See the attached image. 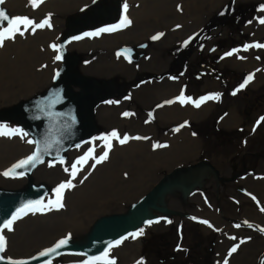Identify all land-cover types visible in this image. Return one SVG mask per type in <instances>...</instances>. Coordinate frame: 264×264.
<instances>
[{"label":"rangeland","instance_id":"1","mask_svg":"<svg viewBox=\"0 0 264 264\" xmlns=\"http://www.w3.org/2000/svg\"><path fill=\"white\" fill-rule=\"evenodd\" d=\"M48 1L42 0V2H38L41 6L37 4L36 7H33L29 0H22L19 4H13L16 9L13 8L11 18L26 17L36 23L42 22L44 19L49 20L50 16L53 17V10L56 6L51 4L54 1H51L48 5ZM134 2L142 7L144 0H134ZM157 2L158 0H151L148 1L147 5H154ZM229 3L226 0H168L167 5L169 7L175 6V12H173V9L169 10L166 15L167 18L163 19L162 22L155 19L158 18V14L155 18L150 15L151 18H146L145 21L144 19H140L139 22L133 20L130 36L143 37V34L148 32L149 40L160 33H163V35L159 39L153 40L151 44L147 40L144 43H138L136 48L125 46L126 50L132 51V54H134L133 51L140 52L146 55L148 60H152L153 64H156L155 60H158V58L164 59L165 52L166 54L171 53L174 57L179 49L195 39L193 48L204 53V55L201 56L200 60L196 58L188 63L189 67L185 79L182 76L176 77L180 85L174 80H168L160 90L153 89L156 92L152 93L151 104L146 105L144 100L139 101L137 95H133L129 90L123 92L122 95L125 98L124 105L122 104L123 108L117 106L110 110L107 122L101 121L97 126V139L94 136L88 141L90 143L95 139L93 143L91 142V145L84 146L85 148L81 147L76 154H68L65 159L59 161L61 164H54V167L52 166L54 168L53 172H55L54 180L50 183L47 182L46 178L37 179L36 176L38 175L35 176L36 181L44 180V183L46 182L50 186V194L37 207L19 214L12 223L10 230L8 228L4 230L5 255L9 257L29 255L59 240L61 234L69 230H71L70 234L63 239L82 240L92 227L95 219H97L96 213L103 209L107 210L108 208H105V206L116 203V200L122 199L124 195L133 192L147 178L162 172L163 168L149 157H156L157 161H166L167 156L173 155L169 153L173 152L177 144L185 145L187 142H191L192 139L195 140V147H197L194 152L195 156L197 155L196 160L199 159L200 162L205 163L201 167L187 170L193 175V177H190L192 180L188 181L185 178L183 182H177L173 189H176V192H180L179 195L184 197L188 190L199 186L201 187V202L196 204L195 210H192L189 215L180 213L176 214L179 216L178 218H174L175 214H172L168 222V228L165 227L162 231L145 230L144 226H141L138 232L143 229V233L134 237L139 242L137 256L139 264H170L171 262H174V264H225L223 260L215 261L214 259L217 229L211 236H208V234L206 237L203 236L200 229V226L205 224L211 225L210 221L213 219L208 211L211 213L216 212L222 218L229 220V223H237L241 229L238 236H227L229 243L225 245L227 252L224 257L226 260L233 253L243 254L247 244L255 243L257 247L259 246L255 240L261 235L264 236V222L247 220L249 218L244 219L243 216L238 217L237 214L239 209L249 205L264 217V201L258 197L254 190L249 188L248 183L249 179L255 176H259L257 179L264 181V121L260 123L261 125L259 124L260 126L250 127L251 122L259 120L258 116L261 111H264V107L261 111L256 110L248 101L254 94L258 97V102L264 100V79L260 78V81L256 84H253L254 80L251 79L244 87H241L251 75V71H262L264 73L262 70L264 69V47H255V45H264V33H252L245 30L246 24L256 19L257 12L264 8V0H245L237 4L235 0H232L230 11L226 12ZM10 4L12 3L7 5L9 9ZM123 4L125 6L126 2ZM165 5L166 3H163L161 6ZM201 6H203L201 14L204 11L206 16L210 15V18L213 19L211 22L204 24L201 22L202 20L197 21ZM85 10L82 9L78 13L81 14ZM75 15L69 14L64 17V21H62L64 27L61 33L56 27L49 29V26L46 25L33 31V26H27L26 28L25 25L21 24L19 29L20 32H23L22 35L20 32L5 34L2 42H0V103L14 91L26 85V88H28L33 79L35 80L46 74V70L56 53L55 46L57 43H52L51 35L60 33L58 38L60 50L58 52L62 53L61 48L64 50L65 45L61 44V40L68 28L67 19L74 18ZM225 15L226 23L220 26L221 30L219 32L210 33L209 30L215 29V27L207 32V28L211 23L219 21ZM125 16L128 15L126 10H123L115 18ZM52 17H50L49 23L54 26L55 22L52 21ZM7 26L8 23L1 26L0 32H3ZM223 27H226V29ZM108 32L114 33L101 34L100 36L104 37L100 40L96 39L98 35H90L93 36L94 40L89 45L105 46L117 40V36H128L126 31L124 33L119 30L118 32ZM206 33L207 38H205ZM177 35H182L184 38L174 45L176 51H173L174 47L166 51L167 43L163 42L172 40ZM87 40L92 42L90 39ZM103 40L106 42L101 44ZM210 40L211 45L204 46V43ZM186 41L187 43H185ZM246 45L247 48H245ZM125 47L119 49L123 56L131 61L135 60L128 55L126 50H122ZM246 50H249V52H246V54L241 53ZM235 51L238 53L232 55ZM227 53L232 54L227 55ZM59 56L61 57L60 54ZM79 56V62L84 63L85 53L83 52ZM224 59L229 64L235 62L241 65L249 60L253 61L254 65H258L257 68L250 69L247 66L234 68L230 65H224L221 67L219 63ZM171 62L168 66L162 65L161 68L163 69L160 68L159 70L156 69L155 65L144 68L148 70H144L143 73L149 76L142 80L160 83L162 77H170ZM139 74L136 71V74H132L128 80H125L124 76H129V73L119 74L118 77L122 78L121 82L117 80L114 83L122 85L124 82H133ZM204 77L209 78L207 86H204ZM136 87H138L137 84ZM142 93L145 98L146 95L150 96L148 91H142ZM261 95L262 97L259 98ZM204 97H209V99L202 100ZM197 101H202L199 107L196 106ZM205 106L208 110L204 113V116L199 115L198 113L201 110L205 111L207 109ZM234 106L238 111L239 120L232 128L226 127L222 124V120L227 117L230 108ZM5 109L9 108L0 105V111ZM248 112L250 117L247 118ZM124 113L129 115L126 116ZM4 119L0 115V125L7 126L4 131L18 129L19 133L16 135H0V143L3 144L5 140L13 139V142L19 141V150L21 145L26 148L25 140L27 136L30 138L29 135H25V132L21 133L20 128L12 123H7L8 121ZM241 123L245 125V128L238 129ZM19 126L25 131L22 125ZM113 131L117 133V137L111 135ZM125 135L129 139L121 144L119 140ZM189 136L191 137L189 138ZM136 137L140 138L136 139ZM88 142L85 144H88ZM29 145L32 144L29 143ZM156 150H161V152L153 154ZM104 152L108 153L107 158L97 164L96 160ZM212 156L216 159L218 157L226 159L232 173L241 171L246 166L249 167L246 170V176L239 177L241 183H235V180L228 179L229 176L226 173L220 174L214 167L207 166L206 164ZM242 161L244 163H241ZM197 163L198 161L188 165L191 167ZM73 164H76L75 169L72 168ZM73 173H75L74 178ZM205 174L211 177V183L209 187L204 186L203 188L200 178ZM9 176L14 178L13 181L5 183L6 181L2 179L6 176L0 174V187L6 185L4 188L11 187L15 189L16 187H23L26 183V179L23 177L14 176L12 173ZM39 176L45 177L44 174ZM70 179L74 187L62 190V198H58L56 189L61 183ZM218 182L219 186L217 185ZM119 183H124L126 187L120 190ZM237 186L239 189H237ZM121 191H123L122 198H120ZM243 198L248 199L247 202ZM49 201H52V203L50 204ZM59 204H62L63 207H60ZM117 208L121 213H124L127 211L128 206L122 204ZM258 214L256 215L258 216ZM36 215L44 216L45 219L43 220L45 221L50 220L55 215L56 218L63 220L61 222L63 227H52L53 230L43 239L30 241V237L33 234H39L40 231L26 230L27 227L25 226L30 225L32 221L27 223L25 220ZM68 216L74 218L80 224H84V228L89 224L87 230L85 231L84 228L83 230H75V224H72V229L68 228L63 232L66 224L65 218ZM90 221L92 222L90 223ZM205 221L207 223H204ZM242 223H245V225H242ZM17 237L20 240H17ZM13 240L15 243H12ZM172 240L175 241L172 242ZM176 242L183 249H186L187 257L185 252L177 249ZM233 247H236L235 252H231ZM248 254L252 255L253 258V262L250 264H264V245L258 247L256 252L254 250L248 251ZM227 255L228 257H226ZM83 259H68L64 256L52 261L50 264L91 263L84 259L87 261L85 262ZM92 263L95 264L96 261ZM242 263L246 264V261Z\"/></svg>","mask_w":264,"mask_h":264},{"label":"bare ground","instance_id":"2","mask_svg":"<svg viewBox=\"0 0 264 264\" xmlns=\"http://www.w3.org/2000/svg\"><path fill=\"white\" fill-rule=\"evenodd\" d=\"M20 1H22V0H5L4 3L2 4V6H4L6 8V10L8 11V13L11 16L12 11L14 9H16V8H14L13 4H17V3L19 4ZM51 1H54V2H51ZM97 1L98 0H49L47 2V4L49 5V3L51 2V4H53L56 7L53 10V17L50 16V17H52V21L55 22V25L50 26L48 28L52 29V27H56L59 29V31L61 33L63 31L62 29H63L64 23L62 24V21H64V17H66L69 14H77L82 9L88 10L95 2L97 3ZM148 1H151V0H144L143 5L141 7L140 4H137L136 2H134V0H121V4H123L124 2H126V4H127L126 13L128 15L127 19L131 21L130 24L133 23V20H134V22H139L140 19H144V21H145L146 18L149 19V18H151V16L155 18V16L157 14H158V18H155V19H158L160 22H162L163 19L167 18L166 15H167V12L169 10L173 9V12H175V6L169 7V5H167L168 0H158V2L156 4L150 5V6L147 5ZM226 1L230 2L226 7V12H228V11H230L232 0H226ZM240 1H245V0H235V3L237 4ZM9 3H12L9 6L10 9L7 7V5ZM163 3H166V5L161 6ZM22 4H20V5H22ZM11 6H13V7H11ZM202 7L203 6H201L199 8L200 16L197 18V21L202 20L201 22L204 24H206L207 22H211L213 19H212V17L210 18V15L206 16L204 14V11L201 14ZM256 15H257L256 19H254L253 21L246 24L245 30L251 31L252 33L263 34L264 33V23H261L260 21L262 19H264V8L259 10ZM50 17H49V21H50ZM225 17H226V15L223 16L219 20V22H217V26L215 27V29L209 30L207 28V32H208V30L212 34L219 32L221 30L220 26H223L226 23ZM5 24L6 23H4L2 26H4ZM130 24H127L126 26L119 24L115 30L116 32H118V30H119L122 33H124V31H126L128 33L127 37H124L123 35L121 37L117 36V40H114V41L106 44L105 46L89 45V44L93 43V40H94L93 36H88V37L83 36L80 39H72V40H68L67 42H65L63 44V45H65L64 50L61 48V51H62V53L65 54L67 61H72L73 59L75 60L76 58L79 57L78 60L76 61L77 62L76 64L78 65L77 66V70H78L77 75L78 76L91 78V79L97 80V82H99V81H112L114 83L117 80L119 82H121L122 78L118 77L119 74L125 75V74L129 73L130 74L129 76H124V79L128 80L129 77L132 76V74H134V73L136 74L135 70L137 68L143 69V70H148V69H144V68H146L150 65H155L156 69L159 70L162 67V65L168 66L169 62H171V61H172L171 66H174L176 64V61H177L176 58L173 57V55L171 53L166 54V52H165V56L163 57L164 59L158 58V60H155L156 64L155 63L153 64L152 60L151 61L148 60L146 58V55H144V54H141L137 60H132V61L129 60L128 58L124 57L123 54L119 50L120 48L125 47V46H132V47L136 48L138 43H144L150 37V36H148V32H145L143 34V37L130 36V33L132 32L131 28L133 27V24H132V26L130 28H128L130 26ZM223 28L226 29V27H223ZM107 32H106V34H113L114 33V32H108V33ZM48 33L51 34L50 32H48ZM60 33H56V34L51 35V38L53 40L52 43L53 44L57 43V45L55 46L56 53H55L54 59L50 63L49 68L46 70V74L41 75L39 78H37L35 80L33 79L32 82H30L28 88H26V86H27L26 85L23 88H21L17 91H14L10 96H7L6 98H4L1 101L0 105L7 106V108H11L14 105L19 106V105H22L23 102L30 101L31 99L35 98L36 96H38L40 94L42 95L45 92L48 94V91H52L55 89V87L59 86L60 81L64 76V75L62 76L63 60L62 59L61 60L55 59V57L57 55L61 54V52L60 53L58 52L60 50V48L58 47V41H59L58 38H59ZM101 34H104V33H99L98 36L96 37V39L100 40L102 37H104V36H100ZM207 37H208V35L206 33L205 38H207ZM118 38H121V39H118ZM183 38L184 37L182 35H179V36L177 35V36H174L172 40H167V41L163 42V43H167V45H166L167 47H165L167 50L166 49L165 50L168 51V49H172L174 47V45L177 44L178 42H180L181 40H183ZM87 39H90L92 42H90ZM62 41H63V38H62L61 42ZM152 41H153V39L150 38L148 40L149 44H151ZM105 42L106 41L103 40L101 44H104ZM210 42H211V40L205 42L204 46L208 47L209 45H211ZM194 44H195V39H193L190 42H188L187 44H185L177 52V54L184 51L183 54L181 55L182 58L183 57L190 58L191 61H194L196 58L200 60L201 56H203L204 53L198 52L195 48H193ZM188 45H192V46H190L188 48ZM162 46L164 47L165 45L163 44ZM122 50L123 51L126 50V47L123 48ZM83 52L85 53V56H84L85 62L81 63V62H79V60H80L79 55ZM246 52H249V50L243 51L241 53L246 54ZM236 53H238V52L235 51L232 55H234ZM42 57L44 59H46L44 56H42ZM151 57H152V55H151ZM219 65L221 67L224 65H230L234 68L235 67H241V66H243V67L247 66V68L250 69V68H255V67L257 68L258 64L254 65V62L249 61V60H247L246 63L241 64V65H238L235 62H232L231 64H229L227 62V60L224 59L219 63ZM161 69H163V68H161ZM262 70L264 71V69H262ZM248 71H250V70H248ZM251 76H252V79L254 80L253 84L258 83L260 81V78L264 79V73L262 71H258V72H252L251 71ZM162 78L163 79L161 80L160 83H156L153 81L136 82L138 87L130 85L131 90H129V91L131 93H133V95L136 94L139 101L144 100L146 105L151 104V101L153 99L152 93H155L156 91L160 90V88L163 87L168 80H174L178 85H180V82L176 79V77L164 76ZM203 81L205 84L204 86H207L209 83V78L204 77ZM107 83H110V82H107ZM150 83H152V84L149 85ZM72 88H73L72 91H74V89H75L76 91H74V92L77 93V88L74 86ZM153 89H155L156 91ZM142 91H148L150 93V96L148 97L146 95V98H145L143 96L144 92L142 93ZM124 101H125V98L122 95V93H113L111 96L102 97V99H100L98 101V102H102V103L94 106V112L95 113H94L93 120H94L95 125L98 126V124H100L101 121L107 122L109 115H110V110L112 108H116L117 106L122 109L123 108L122 104L124 105ZM205 108H207V106H205ZM6 110L7 109L1 110L0 112H4ZM207 110H208V108L205 111L201 110L198 114L201 116H204V113ZM201 116H199V117H201ZM4 120L8 121L7 123L14 124L17 128H20L21 133L25 132L22 129V127L19 126V125H21V123L17 122L16 119H15V121L10 120L8 118H5ZM238 120H239V114H238L237 109L234 106V107L230 108L227 117L222 120V124L226 127L232 128L238 122ZM166 122H169V121H166ZM185 130H187V129H185ZM96 136H98V134H96ZM190 137L191 136H189V138ZM28 139L29 138L27 136V139L25 140V142L27 144L26 148L23 147V145H21L20 150L18 149L19 148L18 147L19 141H17V140L14 142H13V139L12 140H5V142L3 144L0 143V174L2 176H5V175H3V173L5 171H7L8 169H10L14 164L18 163L19 161L23 160L25 157H27L28 155L31 154L32 147H31V145H29V143H27ZM95 139H97V137ZM95 139H93L91 142L93 143L95 141ZM17 142H18V144H17ZM91 142L90 143L88 142V144L81 145L80 147L72 150L69 153V155L78 153V150L81 147L83 148L84 146L85 147L89 146L92 144ZM196 148L197 147H195V140L192 139L191 142L189 141L185 145L177 144L176 147L173 149V152L169 153V154H173L174 156L173 155L167 156L168 159H166V161H157L156 157H149L150 159L155 160V162H157L159 164V166H161L163 168L161 170L162 172H158V173L154 174L153 176L147 178V180H145V182L143 184H140L130 194L124 195L123 198H122L123 191H121L120 192L121 193L120 198H122V199L116 200L115 201L116 203H114V204H111V205L108 204V206H105V208H108V209L107 210L103 209L102 211L96 213L97 214L96 216H98L97 218L104 216V214H107V213H111V214L112 213H121L120 210L117 208L119 205L121 206L122 204H127V206H128L130 203L137 201L141 196L150 192L157 184H159L160 181H162V178L165 177V175L172 173L175 169H179V168L185 169L182 173H180L182 176L174 178L176 180L175 181L176 183L177 182H183L185 178L188 179V181H191L192 178H190V177L191 176L193 177V175L190 174L186 169H188V167H190L188 164H194L197 161H198V163L195 165H192L191 167L192 168H198L200 166V161H199V159L196 160L197 155L195 156V154H194ZM159 152H161V150L160 151L156 150L153 152V154H158ZM54 164H61V163L59 161H57V162H45L43 164H40L39 166H36L32 171L33 182L36 184H39V185L40 184L46 185L49 188V194H50V186L46 182L44 183V180L36 181L35 176L38 175V176H36L37 179H39V178L45 179L46 178L47 182L50 183L51 181L54 180V175H55V172H53L54 171L53 170ZM201 164L204 165V163H201ZM208 164H206V165L210 166V167H214L220 174L226 173L228 175L230 172V166L228 165L226 159H220V157H218L216 159L214 156H212L208 160ZM41 174H44L45 177L39 176ZM8 177H10L12 179H9ZM258 177L259 176H255V177H252L249 179V181H248L249 188L254 190L255 193H257L258 197L264 201V181L262 179H257ZM23 178H25V177H23ZM13 179L14 178L12 176L8 175L5 178H3L2 180L6 181L5 183H7L10 181H13ZM200 180L202 182L203 188H204V186L209 187V185L211 183V177H209V176H207V174H205V175L201 176ZM163 182L168 183V180L164 179ZM119 184L121 186L120 190H123L126 187V185L124 183H119ZM171 185H174V184H171ZM171 185L167 186L165 189H167ZM4 186H6V185H4ZM7 188H11V187H7ZM18 188H22V187H18ZM164 190H163L164 193L162 192L163 194L168 192L170 189L167 191H164ZM162 193L158 196V198L162 196ZM179 193L180 192L177 193L174 191L172 193H167L166 195L163 196L162 205H163V207L167 208L171 213H167V214L165 213L164 214V215H166V216H164L165 220H163L160 218V214L155 211L152 214L153 215L152 223L151 224L148 223V224L144 225L145 230H147V229L152 230V231L155 230V232L162 231L165 227L168 228V225H169L168 222L170 221V216H172V214L173 215L175 214L173 216L174 218H178L179 216L176 214H180V213H186L187 215H189L192 210H195L196 204H199V202H201V200H200L201 187H199V186L194 187L192 190L191 189L188 190V193H186L184 197L179 195ZM243 199L246 202L248 200L246 198H243ZM240 200H242V198H240ZM208 213H210V216L213 219L212 221H210L211 225L205 224L203 226H200V229L202 230L204 237H206L208 234H209L208 236H211V234L213 232H216L215 229H217L218 233H217V238H216L215 244H214V259H215V261L223 260V263L227 262V264H243L242 263L243 261H246V264L252 263L253 258H252V255L248 254V251L250 252L251 250H254V252H256L258 247L263 246L264 245V236L261 235V237H259L257 240H255V242L257 241V244L259 245L258 247L256 246L255 243L247 244V245H245L243 254L237 255L236 253L235 254L233 253V255L228 260H226V258L224 257L226 255V252H227L225 249V245H226V243H229L227 236L228 235L238 236V232H240L241 229L239 227H237V225H238L237 223H234V222L229 223V220L222 218L216 212L211 213L210 211H208ZM255 213L258 214V212L253 210L248 205L247 207H245L243 209H239L237 216L238 217L243 216L244 219L249 218L247 220H251V221L252 220H259L260 222H262V221L264 222V217L261 214H258V216H259L258 217ZM157 214H158V218L155 219ZM43 219H45L44 216L36 215L33 217H28V219L25 220V222H27V223L32 221V223L30 225L25 226V227H27L26 230L40 231L39 234H36V235L33 234L30 237V241H34L36 239L37 240L43 239L44 236H46L50 231L53 230V229H51L52 227H55V226H58V228L63 227L61 224V222H63V220L60 218L59 219L56 218L55 215H53L50 220L45 221ZM65 219H66L65 220L66 224H65V227L63 228V232L65 230H68V228L72 229V226H71L72 224H75V227H74L75 230H78V229L83 230L84 224L83 225L80 224V222L75 221V219L70 217V216L66 217ZM73 221H75V222L73 223ZM91 222L92 221H90V223ZM23 224H26V223H23ZM242 225H245V223H242ZM88 226H89V224L87 225L86 228H84L85 231L87 230ZM26 230H24V231H26ZM70 232H71V230H69L66 233H62L60 239H63L65 236H68L70 234ZM137 232H138V230L136 231V233ZM146 233L148 234L147 231H146ZM57 236H56V238H57ZM17 240H20V238L17 237ZM174 241L172 240V242H174ZM213 241L214 240L212 238V242ZM12 243H15V241L13 240ZM175 244L177 245V249H179L181 252H185V256L187 257L186 249L185 248L183 249L177 242ZM206 244H207V241H206ZM138 245H139V242H138L137 238H134L133 236H129L127 239L122 240L120 244H118V245L114 244L112 247H110L107 251V256L104 255L98 261H96L95 264H139V260L137 258L138 249H139ZM241 246H243V245H241ZM42 248H40L36 251H39ZM36 251H34V252H36ZM65 257L68 259L73 258L76 260L83 258L82 256H77V255H69V256H65ZM226 257H228V255ZM85 262H87V261H85ZM90 264H93V263L91 262ZM170 264H174V262H171Z\"/></svg>","mask_w":264,"mask_h":264},{"label":"water","instance_id":"3","mask_svg":"<svg viewBox=\"0 0 264 264\" xmlns=\"http://www.w3.org/2000/svg\"><path fill=\"white\" fill-rule=\"evenodd\" d=\"M0 11H4L11 18L2 4H0ZM217 22L211 23L208 29L216 27ZM4 23L7 21H0V27ZM190 46L192 45H188V48ZM183 52L174 56L177 62L182 61ZM61 59L64 60L62 70V76H64L58 87L48 91V94L45 92L30 101L23 102L22 105H14L6 111L0 112L4 118L14 121L16 119L21 123L25 133L29 135L30 141L33 142L30 143L32 144L30 155L37 156L32 165L17 168L12 172L14 176L26 178V183L22 188L0 187V236L4 237L3 233L6 229L3 227V223L12 220L13 214L18 216L29 210L24 205L31 201L39 200L42 203L49 194V188L46 185L33 182V169L45 162H57L65 159L72 150L96 136L98 127L93 120L94 106L102 103L98 102L102 97L126 91L123 84L119 85L112 81L97 82L91 78L78 76L73 71L76 59L67 61L64 53H61ZM73 86L77 88V93L74 92L75 89L72 91ZM201 166L203 164H200L199 167ZM191 168L188 167L186 170ZM184 170L183 168L175 169L163 177L162 181L150 192L130 203L126 212L112 213L97 218L84 239L80 241L59 239L39 251L22 257H9L4 252H0V264H50L52 261L68 255L82 256L90 262L98 261L105 255V249H109V245L113 246L115 241H122L123 237L132 236L131 234L136 233L141 226L152 221V210L164 214L171 213L167 208L156 204L157 198L167 186L176 185L174 178L181 175L180 173ZM21 172L23 175H19ZM164 179H167L168 183H164ZM40 204L32 205L30 209ZM18 209L22 211L18 212ZM60 240H66L67 243L53 252H48V249L55 248ZM41 253H45V255H41Z\"/></svg>","mask_w":264,"mask_h":264},{"label":"flooded vegetation","instance_id":"4","mask_svg":"<svg viewBox=\"0 0 264 264\" xmlns=\"http://www.w3.org/2000/svg\"><path fill=\"white\" fill-rule=\"evenodd\" d=\"M125 10L124 8V4H121V0H98L97 3L95 2L88 10H85L83 13L79 14L77 13L75 15L74 18H68L67 19V30L66 33L63 37V41L61 42V44L63 45L65 42H67L68 40H72L74 37H83V36H90V35H85V33H97L99 32L100 29L102 28H111L112 26H118L119 24H121V20L122 18H115V16L120 12ZM74 15V14H73ZM64 27V25H63ZM92 29V31H91ZM75 31V32H74ZM107 31L104 32H99V33H106ZM180 50V49H179ZM178 50V51H179ZM128 55L130 57H133L135 60L138 59V57L141 55L140 52H136L133 51L134 54H132L131 50H126ZM176 51V47H174V50ZM177 51V52H178ZM177 52L175 54H177ZM79 58V57H78ZM78 58H76V61L78 60ZM190 58H184L182 59L181 62H177L174 66L171 67V69L169 70V73L171 74V76L173 77H178V76H182L184 79L186 78V73L188 71V63H190ZM77 63V62H76ZM77 64L75 65V67L73 68L76 73H78L77 70ZM143 69H139L137 68L135 70L138 71L140 74L136 77L135 81L133 82H124L123 85L126 89V91L131 90L130 89V85L135 86L136 87V82L137 81H141L143 82L144 80L142 79H146L148 78L149 75H145L144 70ZM240 78V77H239ZM262 97L259 96V98ZM248 101L251 103V106L256 109L261 111L262 107H264V100H262V102H258L259 99L256 96V94H254L253 97L249 98ZM250 117V114L248 112L247 118ZM259 120H254L253 122H251V128H254L256 125L258 126L262 121H264V111H261V114H259L258 116ZM239 127V128H238ZM238 129L241 128H245V125H243L241 123L240 126H238ZM252 130V129H250ZM246 138V137H244ZM28 141H30V138L28 139ZM200 163H205V162H200ZM241 163H244L243 161ZM249 164V163H248ZM247 164V165H248ZM249 167H245L243 169H241V171H237L235 173L229 172L228 174V179H233L235 180V183H241V181L239 180V177H245L246 176V170ZM220 179H225V178H220ZM218 186L220 185L219 182L217 184ZM175 186V185H174ZM174 186H171L172 188H170V190L168 192H166L165 194H162L161 197L157 198V202L156 204L159 206H163L162 205V198L164 195H166L167 193H172V192H176V189H173ZM237 189H239V187L237 186ZM233 190V189H232ZM243 191V190H241ZM155 211L152 210V213H154ZM160 214V218L165 220L164 213L158 212ZM158 218V214L156 216L155 219Z\"/></svg>","mask_w":264,"mask_h":264},{"label":"snow or ice","instance_id":"5","mask_svg":"<svg viewBox=\"0 0 264 264\" xmlns=\"http://www.w3.org/2000/svg\"><path fill=\"white\" fill-rule=\"evenodd\" d=\"M38 2H42V0H29V3H31L33 5V7H36ZM4 3V0H0V4H3ZM125 10L127 9V4H125ZM0 21H7L8 23V26L6 28H4V31L3 32H0V42H2L4 36L6 33H15V32H20V29H19V25L23 24L26 26H33L32 27V30L34 31L36 28H42L44 26H51L50 23H49V20L48 19H44L42 22H39V23H36L34 21H32L31 19L29 18H21V17H16V18H10L4 11H0ZM261 23H264V19H262L260 21ZM131 21L127 19V17H122V20H121V24L122 25H127V24H130ZM116 27L117 26H112L111 28H102L99 30V32H104V31H115L116 30ZM99 32L97 33H85V35H98ZM20 34L22 35L23 32H20ZM163 33H160L158 35H155L152 37L153 40H157L160 38V36H162ZM81 37H74L73 39H80ZM187 43V41L185 42ZM248 46L246 45L245 48H247ZM255 47H264V45H255ZM232 53H227V55H231ZM56 60H60L61 57L59 55H57L55 57ZM252 79V76L249 75V77L245 80L244 84L241 85V87H244L245 84L248 83V81H250ZM204 99H209V97H204L202 98V100ZM200 102L202 101H197L196 103V106L199 107V104ZM169 103H171V101H169ZM124 115H129L128 113H124ZM7 126L6 125H0V135H16L19 133V130L18 129H11L10 131H4V129L6 128ZM25 135H27V133H25ZM111 135L113 137H117V133L115 131H113L111 133ZM140 137H136V139H139ZM129 139V137L127 135H125L122 139L119 140V142L121 144H124L127 140ZM29 143H31V141H28ZM160 146H163V145H160ZM109 147H111V145H109ZM38 151H39V148H38ZM46 151V149H45ZM107 155L108 153L107 152H104V154L96 160V163H100L101 160L107 158ZM37 159V156L36 155H30L28 156L26 159H23L21 161H19L18 163L14 164L10 169H8L7 171H5L3 173V175L5 176H8L9 174H11L15 169L17 168H24L25 166L27 165H32L33 164V161ZM34 166V165H33ZM94 167V165H93ZM72 168L75 169L76 168V164H73L72 165ZM67 171V169H65ZM19 175H23V172L19 173ZM75 176V173H73V178ZM71 187H74V185L72 184L71 182V179L64 182V183H61L59 185V187L56 189V193H57V196L58 198H62V190L66 189V188H71ZM41 202L39 200L37 201H31L29 202L28 204L24 205L25 208H31L32 205H37V204H40ZM49 203L51 204L52 201H49ZM60 207H63L62 204H59ZM18 212L19 211H22L21 209H18L17 210ZM17 219V216L16 214H13V217H12V220H7L3 223V227L4 228H8L9 230L11 229V225H12V221ZM147 223L151 224L152 221H148ZM204 223H207L206 221ZM237 227H239V225H237ZM143 233V229L140 230V232L138 233H133L131 234L133 237H135L136 235H140ZM127 237H123L122 239H126ZM67 241L66 240H60L56 245H55V248H50L48 249V252H53L55 251L56 249H59L60 247H62L64 244H66ZM121 243V240H117L115 241V244H120ZM5 242H4V237L3 236H0V252H4L5 250ZM112 247V245H109V248ZM238 247V246H237ZM107 251L108 249H105V256H107ZM236 251V247H233L231 249V252H235ZM41 255H45V253H41ZM225 264H227V262H225Z\"/></svg>","mask_w":264,"mask_h":264}]
</instances>
